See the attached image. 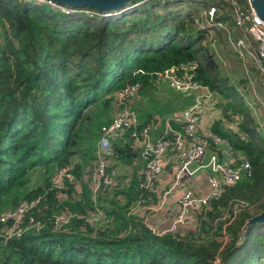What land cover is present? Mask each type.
Listing matches in <instances>:
<instances>
[{
	"label": "trees",
	"instance_id": "1",
	"mask_svg": "<svg viewBox=\"0 0 264 264\" xmlns=\"http://www.w3.org/2000/svg\"><path fill=\"white\" fill-rule=\"evenodd\" d=\"M152 1L146 0L141 10L101 16V10L88 6L63 12L46 2L0 0V216L22 198L40 197L29 215L44 222L14 236L7 230L12 221L0 220V264H264V222L242 233L246 219L264 208V133L236 87L218 72L213 50L202 43L203 32L192 30V12L200 6L179 17ZM238 2L248 5L247 0ZM221 3L205 5L221 8ZM217 18L234 26L236 36L242 34L227 11ZM169 21L166 40L151 46L156 31L170 26ZM188 61L197 63L195 78L239 114L237 131L224 128L221 117L210 128L246 155L251 175L244 173L224 186L196 214L195 226L153 232L127 214L132 201L152 194L143 185V159L131 134L154 121L150 115L111 143L108 169L114 167L118 184L113 196H96L108 224L96 229L74 216L65 230L55 229V213L94 209L98 139L101 127L121 106L117 91L136 80L144 91L161 80L165 68ZM221 114L232 117L225 108ZM208 149L210 154L214 144ZM168 151L177 153L173 146ZM70 160L72 179L64 177L62 190L52 184V171ZM171 166L174 162H167L166 171ZM37 167L45 175L30 188ZM118 193L122 198H116Z\"/></svg>",
	"mask_w": 264,
	"mask_h": 264
},
{
	"label": "built area",
	"instance_id": "2",
	"mask_svg": "<svg viewBox=\"0 0 264 264\" xmlns=\"http://www.w3.org/2000/svg\"><path fill=\"white\" fill-rule=\"evenodd\" d=\"M34 1L58 6L63 12H72L77 9L55 0ZM229 2L232 20L235 26L242 30V34L235 36V39L231 41L232 47L239 56L251 57L255 61L256 68L264 74V20L255 14L249 0H247V6H243L238 0H229ZM85 11L90 15H92L91 11L96 12L92 9ZM197 11V18H193L192 24H197V29L203 32L205 38L207 36L211 44L218 30H225L229 27L227 21L217 18L218 15L223 14V10L211 4L206 8L200 7ZM250 39L255 41V46ZM196 66L195 61H188L171 65L160 72L161 80L165 77L169 80V85L176 90L184 94H193L192 102L177 114L178 116H171L157 123L156 121L144 123L138 131L136 129L131 133L136 135L133 146L139 150L143 159V185L152 194L132 201L127 214L135 216L157 234L172 231L180 226H183L182 228L195 226L196 214L206 210L210 200L219 196L224 186L235 184L244 173L248 176L252 173V165L246 155L235 150L227 139L212 132L210 128L212 120L220 117L223 119L224 128L237 131L239 114L229 110L228 113L232 114V117L227 119L221 111L218 112L217 98L210 86L195 78ZM139 88L140 82L136 80L126 83L117 91L116 99L121 106L116 108L111 120L101 127V135L98 139V163L92 185L94 209L87 214L77 213L70 209L55 213L53 224L55 229L65 230L66 224L74 216L84 217L85 221L94 225L96 229L108 224L109 219L103 213L96 196L98 192L108 196L114 195L118 182L114 167L108 169L112 163H109L107 157L113 154L110 139L119 134L122 135L129 128L137 127L139 121L132 107V100L138 94ZM252 90L255 95L254 99L250 94L245 95L239 92L243 102L252 114L264 112V98L255 89ZM253 116L256 117L254 114ZM174 125L181 127V130ZM210 143L214 144V149L205 161L204 157ZM170 146L175 147L177 153L169 154ZM167 162H174V166L168 168L171 171L165 177L162 173L166 172ZM73 165L74 162L70 160L65 167L55 169L52 184L63 190L65 188L64 177L68 180L72 179L70 170ZM198 170L204 174L207 183L205 191L198 187V183L201 182L197 174ZM190 180H192L191 183H189ZM60 193L65 196V191ZM39 200L40 197L22 198L2 212L0 220L12 221L7 227L9 235L16 236L29 228L38 229L44 225V222L36 221L29 215ZM239 205L241 203L236 204V207ZM155 213L168 217L169 224L165 227L156 225L151 220V216ZM27 215L29 218H26ZM24 218H26L25 221ZM99 220L103 224H99ZM23 223L25 225H22Z\"/></svg>",
	"mask_w": 264,
	"mask_h": 264
},
{
	"label": "rangeland",
	"instance_id": "3",
	"mask_svg": "<svg viewBox=\"0 0 264 264\" xmlns=\"http://www.w3.org/2000/svg\"><path fill=\"white\" fill-rule=\"evenodd\" d=\"M145 1L146 0H136L135 2L128 4L126 8H124V10L132 9L134 7H138L139 10H141L143 7H145ZM215 1L220 3L221 5H222L221 2L224 1L225 2L223 3L224 6H222L220 9L227 11V13L230 14L231 7L229 0H215ZM152 2L154 4L159 3L160 7H163L167 10H171V14L174 12L173 14H175L176 16L179 15V17H183V16L187 17L188 12H190L192 8L195 9L194 7H198V6L202 8H206L205 3L210 2V0H153ZM124 10H116V11L101 10L100 14L94 11L91 12L93 15L99 14L103 16V15H117L118 13ZM195 12L194 10L192 12L193 18L194 17L197 18L198 11ZM174 18L175 17H171V20L172 21L175 20ZM168 25H170V21L168 22ZM171 27L172 25L166 28L162 27L158 29L155 33V38L150 42L151 46L157 47L158 45L163 43L166 40L165 37L166 31L167 29L172 30ZM191 27L192 30L195 32V29H197V24L194 23L193 25H191ZM176 35L178 36V38H180L178 34ZM235 36H236V30L234 29V26L228 27L222 31V35L220 34V36H219V32H216L215 40L211 44H209L207 36L206 38L204 37L202 43L204 46H207L208 48L213 50L214 55L219 63L218 72L220 73V75L227 78L228 81L236 87V90L240 97H241L240 93L243 92V94L245 95L250 94L254 99L255 95L252 89H255L256 92L262 98H264L263 95L264 74L256 68L255 61L251 59V57L244 58L234 52L231 41L235 39ZM250 41L253 43V45L254 44L256 45L254 40L250 39ZM168 81L169 80L163 77L162 80L157 82L154 86L145 89L144 91L139 90L138 94L133 98L132 107L135 109V113H136L135 115L139 122L148 119L150 115L154 116L153 119L154 121H156L155 123L166 120L171 116L172 117L178 116L177 114L181 113V111L192 102L193 100L192 95L189 96V93L184 94L176 90L171 85H169ZM212 93L217 98L216 108L218 109L219 113L221 111V108H225L227 111L231 110V108H227L225 106L224 104L225 100L221 99V96L219 95L218 92L212 90ZM240 99L242 100V97L239 98V100ZM253 114L256 115V117L253 116L256 120L255 121L256 126L259 129H262L264 133V128H262L264 127V112L253 113ZM116 137L117 136L112 137L110 139V143H112ZM205 156H206L205 161H207L209 157V149L206 150ZM52 173H55V169L52 171ZM43 175H45L43 169L37 167L35 170H33L31 177L33 183L32 185H28V187L31 188L39 181H40L39 183H42L40 178L41 176L43 177ZM115 196L118 199L122 198L120 193L116 194ZM254 208L255 207L251 209ZM98 223L103 224L100 220L98 221Z\"/></svg>",
	"mask_w": 264,
	"mask_h": 264
},
{
	"label": "water",
	"instance_id": "4",
	"mask_svg": "<svg viewBox=\"0 0 264 264\" xmlns=\"http://www.w3.org/2000/svg\"><path fill=\"white\" fill-rule=\"evenodd\" d=\"M55 1L72 7L88 6V7L96 8L98 10H105V11L124 10V8H126V5L129 2H131V0H55ZM249 3L255 14L261 20H264V0H249ZM263 222H264V208L246 219L242 227V233L245 232L248 226Z\"/></svg>",
	"mask_w": 264,
	"mask_h": 264
},
{
	"label": "crops",
	"instance_id": "5",
	"mask_svg": "<svg viewBox=\"0 0 264 264\" xmlns=\"http://www.w3.org/2000/svg\"><path fill=\"white\" fill-rule=\"evenodd\" d=\"M190 95L193 96V94H189V96H190ZM194 164H196V163H194ZM170 171H171V169H168V171L163 172V173H162L163 176L167 177V176H168V173H170ZM197 174H198V177H200V179H201V182L198 183V184H199L198 187H199L200 190L205 191V190L207 189V183L205 182L204 174H203V172H201L200 170H198ZM192 180H194V179H192ZM192 180H190V182H191ZM190 182H189V183H190ZM177 192H178V191L176 190V193H177ZM151 220H152L156 225L159 224L161 227H165V226H167V225L169 224V218L163 216V214H161V213H155V214H153V215L151 216ZM182 227H183V226H180V228H182Z\"/></svg>",
	"mask_w": 264,
	"mask_h": 264
}]
</instances>
